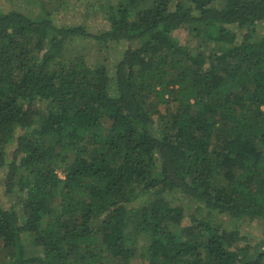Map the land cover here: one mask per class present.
Here are the masks:
<instances>
[{"label": "trees", "instance_id": "obj_1", "mask_svg": "<svg viewBox=\"0 0 264 264\" xmlns=\"http://www.w3.org/2000/svg\"><path fill=\"white\" fill-rule=\"evenodd\" d=\"M55 1L0 0L1 264H264V0Z\"/></svg>", "mask_w": 264, "mask_h": 264}, {"label": "rangeland", "instance_id": "obj_2", "mask_svg": "<svg viewBox=\"0 0 264 264\" xmlns=\"http://www.w3.org/2000/svg\"><path fill=\"white\" fill-rule=\"evenodd\" d=\"M51 0H2L3 4L9 7H17L27 12H34L37 8L42 6L43 3H50ZM110 1L117 0H56V15L59 18V21L64 24H84L87 29L92 33H100L107 29L108 19L104 10H97L99 5H110ZM94 5V6H92ZM183 32L179 33L178 36L181 37L182 41L184 40ZM69 48L66 53L67 56L72 57L76 54H82L85 56L89 64H105L109 69H114L115 62L118 56V53H115L116 57L110 56V54L103 48L102 45H99L90 40H78L74 39L70 43ZM164 111L165 107H159ZM154 119L158 121V115L154 116ZM159 125V122H157ZM62 177V173H60ZM1 199V196H0ZM191 224V221L186 217L181 224V227H188ZM140 243L138 244L139 251L135 258L130 260L129 264H147L146 257L140 255L142 249V244L147 241L146 237H140ZM33 237L28 235L25 237V245L28 250L31 252H38V248L33 244ZM29 251V252H30ZM2 258L0 257V264L2 263Z\"/></svg>", "mask_w": 264, "mask_h": 264}]
</instances>
